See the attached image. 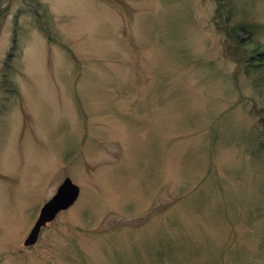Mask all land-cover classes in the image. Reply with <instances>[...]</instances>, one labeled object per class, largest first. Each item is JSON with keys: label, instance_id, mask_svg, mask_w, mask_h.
<instances>
[{"label": "rangeland", "instance_id": "rangeland-1", "mask_svg": "<svg viewBox=\"0 0 264 264\" xmlns=\"http://www.w3.org/2000/svg\"><path fill=\"white\" fill-rule=\"evenodd\" d=\"M8 3L0 264H264V0Z\"/></svg>", "mask_w": 264, "mask_h": 264}, {"label": "water", "instance_id": "water-1", "mask_svg": "<svg viewBox=\"0 0 264 264\" xmlns=\"http://www.w3.org/2000/svg\"><path fill=\"white\" fill-rule=\"evenodd\" d=\"M8 2L10 0L0 1V10L4 9L9 4ZM56 191V195L42 208L40 218L26 241L27 245L36 243L43 224L54 220L60 211L71 207L80 195V188L69 178L65 179Z\"/></svg>", "mask_w": 264, "mask_h": 264}, {"label": "trees", "instance_id": "trees-1", "mask_svg": "<svg viewBox=\"0 0 264 264\" xmlns=\"http://www.w3.org/2000/svg\"><path fill=\"white\" fill-rule=\"evenodd\" d=\"M232 29L235 30L236 28L233 27Z\"/></svg>", "mask_w": 264, "mask_h": 264}]
</instances>
